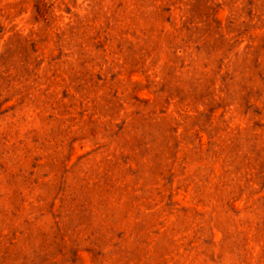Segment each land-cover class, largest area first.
<instances>
[{
  "label": "rangeland",
  "instance_id": "obj_1",
  "mask_svg": "<svg viewBox=\"0 0 264 264\" xmlns=\"http://www.w3.org/2000/svg\"><path fill=\"white\" fill-rule=\"evenodd\" d=\"M0 264H264V0H0Z\"/></svg>",
  "mask_w": 264,
  "mask_h": 264
}]
</instances>
